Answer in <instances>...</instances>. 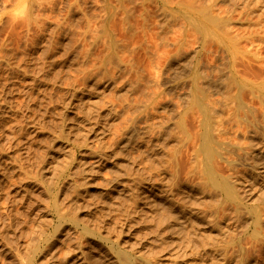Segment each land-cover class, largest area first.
Masks as SVG:
<instances>
[{
  "label": "rangeland",
  "instance_id": "obj_1",
  "mask_svg": "<svg viewBox=\"0 0 264 264\" xmlns=\"http://www.w3.org/2000/svg\"><path fill=\"white\" fill-rule=\"evenodd\" d=\"M26 5L22 22L0 17V264H81L71 248L86 253L82 264H118L120 254L173 264L180 241L166 212L210 210L222 198L200 152L205 115L242 96L251 116L226 114V137L245 150L259 142L264 0ZM224 165L213 167L227 174ZM260 183L243 201L239 228L249 227L235 235L250 238L242 245L254 264H264ZM201 253L194 264H214Z\"/></svg>",
  "mask_w": 264,
  "mask_h": 264
},
{
  "label": "bare ground",
  "instance_id": "obj_2",
  "mask_svg": "<svg viewBox=\"0 0 264 264\" xmlns=\"http://www.w3.org/2000/svg\"><path fill=\"white\" fill-rule=\"evenodd\" d=\"M216 82H214V83H216ZM196 86L197 85H195V87ZM200 86H202V85H200ZM208 86H209V84H208ZM211 86H213V85H211ZM211 86L209 89H211ZM242 86L243 87L246 86L248 88V85H242ZM202 87H204V85ZM206 87H207V84H206ZM204 89H206V88H204ZM198 90H200V89H198ZM240 90H242V89H240ZM243 91H244V89H243ZM252 91H254V88L250 87L249 92H252ZM240 92H242V91H240ZM257 98H258V96H257ZM242 99H243V97L239 96L236 100V103H235L234 99H232L234 102L231 101L230 105H232V102L235 103L234 109H230V107H229L230 110H227V111L224 110L223 114H220L218 112L213 114L214 111H212V114L207 113L205 115L204 121H203V131H202L203 133L201 135L202 136V138H201L202 144H201L200 152L204 156V159L206 162L205 175L207 176L208 182L218 191V193L221 194V197H222L221 200H219L217 205L214 206L210 210H203V211H201L200 209L182 210V208L180 210L177 208V210L171 211L170 210L171 208H170L169 213L166 212L165 210H163L161 212V213H163L165 211L167 213V215L170 216L169 218L172 219L171 220L173 222L172 225H169V224H166V225L171 226V230L169 228V231H171V232L173 231L174 232L173 236L177 235L178 236L177 238H179V241H180V245H177V246L180 249V252H181L180 255L181 256L173 257V258H175L173 261V264H194L196 254L197 253L200 254L202 251H205V253L210 256V258H211L210 260L213 261L214 264H218V262H219V264H254L253 263L254 261H252V259L247 257L248 254H245L248 249H252V248H250L248 246L249 248L246 247L248 249L246 251H244V246L242 245V244L246 243L247 241H249V240H247L248 237L245 236V237H247L246 238L247 241L243 238L246 242L244 241V243H242L241 242L242 238L237 239V238H235V235L241 234V233H239V234L236 233L238 230L240 231V228H241V230H243L244 228L246 229L247 227H249L248 226L249 222L248 223L246 222L245 224L247 225V227H246V225H244V226L242 225V227L239 228L240 223H238V222L244 223L245 220H243V219L246 217L248 218V216H246V217L243 216L244 215L243 214V206H242L243 201L244 200H247V201L250 200L251 198H249L250 197L249 194L251 195V193H249V191L251 192V189H253V188L256 189L258 187H261L262 183H260V182H264V123H261V124L257 123V125H256V123L254 124V126H256V129H257V134L260 137L259 142L257 143V147L255 146V148H256L255 150L254 149L253 150L252 149L251 150L250 149L245 150V148H244L245 146H243V144H242V146H243L242 147L240 145V143L231 142L230 139L226 137L227 136V128L225 125L226 119H229L232 110L234 111V114H235V112L243 111L245 114V116L243 114V116L245 117V120H247V117L250 118V116H251L252 112L250 113L247 110V105L244 103V101H242ZM199 101L201 102V100H199ZM208 107H209V105H208ZM232 107L233 106H231V108ZM225 108L227 109V107H225ZM214 110H215V107H214ZM216 111H217V109H216ZM226 114L229 115L228 118L225 116ZM232 115H233V112H232ZM247 123H248V121H247ZM250 123H252V122H250ZM165 133L163 135H165ZM164 139H165V137L162 140L164 141ZM251 146H252V144L250 145V147ZM246 148H248V147L246 146ZM251 148H253V147H251ZM198 154H199V152H198ZM82 163L84 166L87 165L86 161H84ZM214 163L225 164L224 166L227 168L228 173L227 174H221L222 172H217L216 168H214L215 166L213 167ZM217 168H220L219 165ZM242 168H244V169H242ZM247 170H249V172L245 174V172ZM84 172H85V170H84ZM85 173H87V172H85ZM246 182H249L252 185L246 184ZM205 184L207 185V182ZM201 185H199L198 188ZM246 185L248 187H250V189H247ZM202 188L204 190L203 185L200 189L202 190ZM200 189H196L198 191H194V192L192 191L193 192L192 194L189 193L190 198L194 199V198L199 197V195L201 193L199 191ZM81 190L83 192V189H81ZM76 196H78V194ZM259 196L261 197V195H259ZM263 196L261 197V200L264 201ZM261 200H259L258 202H260ZM261 203H264V202L261 201ZM193 204H191V207H193L192 206ZM165 205L166 204H164L162 206L165 207ZM194 205H196V204H194ZM159 206H160V204H159ZM162 206H161V208H162ZM186 206H185V208H186ZM244 208H246V211H248L251 214H258L257 208L254 210L251 207L250 208L252 210L249 209V207H244ZM253 208H255V206ZM260 210H261V208H260ZM159 212H160V210H159ZM253 216H255V215H253ZM262 216L263 215L261 214V217ZM166 218H165V221L168 219V218L167 219ZM229 219L234 222V225L233 224L230 225V223H227V221H225V220H229ZM168 223H169V221H168ZM255 223H257V222H255ZM252 225L256 226L255 224H252ZM201 226L204 227V230H205L204 232H199V229ZM37 228L39 229V231H41L43 226L41 224H39L37 226ZM200 231H201V229H200ZM214 232H217L216 235L214 234ZM218 232H219V235H217ZM245 232H247V231H244V233ZM248 239H250V238H248ZM240 242H241V244H240ZM176 243L178 244L179 242H176ZM252 244H253V242H252ZM245 246H247V245H245ZM201 247H203V250L200 249ZM260 247H261V249H264L262 246H260ZM260 247H258V248H260ZM253 248L255 249L254 252L257 251L255 246ZM82 250L83 249L79 250L77 248H73V249L71 248L70 251L68 252V255L69 256L70 255H74V256L76 255V258L78 259V261H82V263H83L85 261V257H84L85 252H83ZM176 250H177V248H175L174 251H176ZM199 250H201V252ZM251 251H253V249ZM261 251L264 252L263 250H261ZM254 252L253 253L251 252L252 255L254 254ZM258 252L260 253V251H258ZM175 253H177V252H175ZM261 253H260V255H261ZM255 254H257V252ZM201 255H202V253H201ZM174 256H177V255H174ZM197 256H198V254H197ZM209 256H207V258ZM258 256L259 255H257L256 257L254 256V257L258 258ZM200 257H202V256H200ZM263 257H264V255H263ZM118 259H119L117 261L118 264H134L133 258L131 256H129L128 254H120L118 256ZM261 259H263V258H261ZM256 260H258V259H256ZM64 261H66V259ZM257 262H259V261H257ZM171 263H172V260H171ZM142 264H151V263H149V261L147 259H144V260H142Z\"/></svg>",
  "mask_w": 264,
  "mask_h": 264
},
{
  "label": "clouds",
  "instance_id": "obj_3",
  "mask_svg": "<svg viewBox=\"0 0 264 264\" xmlns=\"http://www.w3.org/2000/svg\"><path fill=\"white\" fill-rule=\"evenodd\" d=\"M15 6L11 8H0V17H8L17 23L22 22L27 15L26 0H14Z\"/></svg>",
  "mask_w": 264,
  "mask_h": 264
}]
</instances>
